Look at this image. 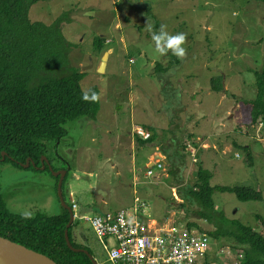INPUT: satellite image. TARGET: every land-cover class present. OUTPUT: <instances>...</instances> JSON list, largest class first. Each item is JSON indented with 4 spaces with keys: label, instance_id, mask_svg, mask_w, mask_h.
<instances>
[{
    "label": "rangeland",
    "instance_id": "rangeland-1",
    "mask_svg": "<svg viewBox=\"0 0 264 264\" xmlns=\"http://www.w3.org/2000/svg\"><path fill=\"white\" fill-rule=\"evenodd\" d=\"M63 14L70 17L61 27L70 44L68 69L82 73L81 90H95L99 102L94 119L67 121L66 135L42 156L53 171H65L64 203L75 202L77 215L91 217L132 212L137 198L146 211L143 216L138 212L139 217L173 225L176 236L185 234L187 223L208 232L212 225L196 215L197 206H180L176 194L196 181L200 163L212 174L210 186L250 187L262 194L260 201H239L233 193L215 191L214 210L226 219L220 227L237 220L264 233V121L251 123L243 103L254 98V72L264 64V4L40 0L27 17L49 25ZM161 26L169 35L184 34L183 57L156 51L151 34ZM97 36L102 38L100 50L93 46ZM104 52V67L98 70ZM170 58L177 62L168 64ZM211 79L219 82L220 92H213ZM137 127L150 128L154 139L138 144ZM243 146L249 147L250 159ZM157 159H163L162 169L154 167L145 176L147 162ZM41 166L0 162V193L10 212H60L55 177ZM169 169L176 175H168ZM71 238L98 264H110L89 222L75 219ZM226 243L231 240L210 238L211 264H237L240 251Z\"/></svg>",
    "mask_w": 264,
    "mask_h": 264
},
{
    "label": "trees",
    "instance_id": "trees-1",
    "mask_svg": "<svg viewBox=\"0 0 264 264\" xmlns=\"http://www.w3.org/2000/svg\"><path fill=\"white\" fill-rule=\"evenodd\" d=\"M38 1L0 0V157L4 152V161L18 168L22 167L19 163L28 158L34 166H40L41 157L48 150H53L66 135L64 125L67 121L80 116L94 119L99 110L98 98L95 101L81 99L84 93L79 85L82 73L67 66L70 44L61 27L64 21L70 19L69 15L63 14L49 25L30 22L28 10ZM258 1L264 4V0ZM101 41L99 36L94 38L95 49L100 50ZM176 62V59L170 58L168 64ZM156 66L161 71L165 70L162 64ZM254 77L255 96L251 100H243L248 105L251 123L264 121V64L254 72ZM210 84L213 92L221 91V85L216 80L211 79ZM87 93L97 96L93 89ZM149 130L146 128L147 132ZM154 137L151 133L148 138L142 139L135 134L138 144L151 141ZM242 148L250 159L249 147ZM44 170H48L47 166ZM166 173L172 177L176 175L171 169ZM211 176L199 163L196 181L191 185L185 184L176 192L181 199L180 206L190 209L196 205V215L212 225L211 231L202 229L209 238L217 240L226 237L231 240L226 246H237L241 255L237 264H264V233L254 231L237 220L229 222L227 228L220 227L219 222L223 223L226 219L214 210L212 200L215 191L233 193L239 201H260L262 194L250 187L210 186ZM54 179L56 190L58 178ZM64 180L65 177L62 185ZM68 206L71 208V203ZM60 208V212L53 215L35 212L24 216L10 212L0 193V236L41 253L56 264H92L86 254L67 247L64 230L69 215L64 207ZM72 226L73 223L68 228L71 246L87 250L73 242ZM262 229L264 232V223ZM212 259L213 256L207 253L205 264L213 263Z\"/></svg>",
    "mask_w": 264,
    "mask_h": 264
},
{
    "label": "built area",
    "instance_id": "built-area-1",
    "mask_svg": "<svg viewBox=\"0 0 264 264\" xmlns=\"http://www.w3.org/2000/svg\"><path fill=\"white\" fill-rule=\"evenodd\" d=\"M136 134L149 137L143 128ZM159 161L147 167L145 176L153 174L154 167L161 169ZM132 212L117 210L97 213L88 217L78 214L77 205L71 202L74 219L89 222L96 239L100 241L110 264H205L209 236L195 225H185V234L174 235L173 225L153 222L138 216L145 214L144 204L134 199ZM210 264V263H209Z\"/></svg>",
    "mask_w": 264,
    "mask_h": 264
},
{
    "label": "water",
    "instance_id": "water-1",
    "mask_svg": "<svg viewBox=\"0 0 264 264\" xmlns=\"http://www.w3.org/2000/svg\"><path fill=\"white\" fill-rule=\"evenodd\" d=\"M106 54H107V52H104V54L102 56V61L100 63L98 70H100L101 67H104V60L106 58ZM4 158H5V153L2 152L1 157H0V161H3ZM40 162L42 165L41 169H44V166H47V168L50 169V171L52 172V175L54 177L58 178L57 186H56L57 187V196H58V199H59L62 207H64L68 211V215H69V220H68V223L66 224L65 230H64V239H65V243H66L67 247L69 249H71L72 251H75V252H83L92 261V264H97L96 261L94 260V258L91 256V254H89V252L87 250L75 249L70 244L69 237H68V228L70 227V225L74 221V219H73L74 213H73L72 209L64 203L63 197H62L61 185H62V181H63L65 171H60V170L53 171L52 168L49 167V164L47 163V160L45 157H41ZM153 163L154 162H149L147 164V167L153 166ZM30 164L34 165L32 161L30 162L29 158L26 159V161L24 163H19L20 166H25V167H28ZM162 174H163V171L160 173V175H162ZM0 264H56V263L52 259H50L49 257H47L41 253H38V252L31 250V249H28L21 244L15 243L11 240H8V239L0 236Z\"/></svg>",
    "mask_w": 264,
    "mask_h": 264
},
{
    "label": "clouds",
    "instance_id": "clouds-1",
    "mask_svg": "<svg viewBox=\"0 0 264 264\" xmlns=\"http://www.w3.org/2000/svg\"><path fill=\"white\" fill-rule=\"evenodd\" d=\"M149 31L151 32V27H149ZM151 39L155 42V49L159 54L164 55L170 50L171 54L177 58L183 57L184 48L181 46L185 40L183 33L169 35L163 30V26H161V29L158 32L151 34ZM81 99L85 101H95L97 96L95 93H92L91 96H89L87 92H84L82 93Z\"/></svg>",
    "mask_w": 264,
    "mask_h": 264
},
{
    "label": "bare ground",
    "instance_id": "bare-ground-1",
    "mask_svg": "<svg viewBox=\"0 0 264 264\" xmlns=\"http://www.w3.org/2000/svg\"><path fill=\"white\" fill-rule=\"evenodd\" d=\"M101 69V68H100ZM163 160V159H162ZM162 160H159V159H157V160H155V161H152V162H156V161H159L162 165L164 164L163 162H162ZM151 162V161H150ZM162 169V168H161ZM75 217L73 216V219H74Z\"/></svg>",
    "mask_w": 264,
    "mask_h": 264
},
{
    "label": "crops",
    "instance_id": "crops-1",
    "mask_svg": "<svg viewBox=\"0 0 264 264\" xmlns=\"http://www.w3.org/2000/svg\"><path fill=\"white\" fill-rule=\"evenodd\" d=\"M150 162V160L147 162V164ZM152 162V161H151ZM151 221H153V222H157V221H155V220H153V219H151Z\"/></svg>",
    "mask_w": 264,
    "mask_h": 264
},
{
    "label": "flooded vegetation",
    "instance_id": "flooded-vegetation-1",
    "mask_svg": "<svg viewBox=\"0 0 264 264\" xmlns=\"http://www.w3.org/2000/svg\"><path fill=\"white\" fill-rule=\"evenodd\" d=\"M74 213V212H73Z\"/></svg>",
    "mask_w": 264,
    "mask_h": 264
}]
</instances>
